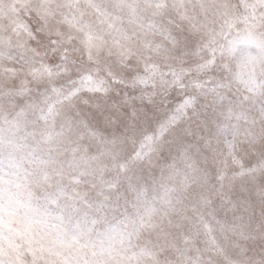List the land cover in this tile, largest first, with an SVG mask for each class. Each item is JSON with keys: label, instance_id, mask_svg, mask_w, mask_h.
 <instances>
[{"label": "rangeland", "instance_id": "obj_1", "mask_svg": "<svg viewBox=\"0 0 264 264\" xmlns=\"http://www.w3.org/2000/svg\"><path fill=\"white\" fill-rule=\"evenodd\" d=\"M0 264H264V0H0Z\"/></svg>", "mask_w": 264, "mask_h": 264}]
</instances>
